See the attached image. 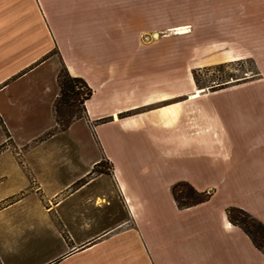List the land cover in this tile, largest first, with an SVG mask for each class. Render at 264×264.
<instances>
[{
  "label": "crops",
  "instance_id": "crops-1",
  "mask_svg": "<svg viewBox=\"0 0 264 264\" xmlns=\"http://www.w3.org/2000/svg\"><path fill=\"white\" fill-rule=\"evenodd\" d=\"M235 4L240 46L227 54L256 75L211 90L191 72L187 85L160 81V17L148 28L160 1L0 0V264H264L228 215L264 224V0ZM174 5L189 16L172 28L191 32L173 35L194 43L205 13L229 10ZM64 65L93 95L44 138ZM179 182L209 199L181 208Z\"/></svg>",
  "mask_w": 264,
  "mask_h": 264
},
{
  "label": "rangeland",
  "instance_id": "rangeland-1",
  "mask_svg": "<svg viewBox=\"0 0 264 264\" xmlns=\"http://www.w3.org/2000/svg\"><path fill=\"white\" fill-rule=\"evenodd\" d=\"M157 1H160V15L150 10L148 28L159 24L160 17V81L166 85L172 82L170 78L177 77L174 84L187 85L190 81L186 74L190 72L197 85L205 89H217L228 84L253 80L256 75L253 60L233 59L231 53L227 54L228 50L236 53L240 46L237 43L238 15L235 0H229L227 12L205 13L208 15V27L199 28L197 43L190 42L188 37L173 35L177 33L171 31L179 23L188 22L189 12L179 10L178 5H174L175 0H149L150 6ZM121 14L118 13L119 19ZM122 16L124 19L129 17ZM221 20L223 26L220 24ZM159 32L150 31L146 38L151 42L155 40L154 34Z\"/></svg>",
  "mask_w": 264,
  "mask_h": 264
},
{
  "label": "trees",
  "instance_id": "trees-1",
  "mask_svg": "<svg viewBox=\"0 0 264 264\" xmlns=\"http://www.w3.org/2000/svg\"><path fill=\"white\" fill-rule=\"evenodd\" d=\"M60 94L55 102L56 127L44 138H49L60 131H66L77 119L86 114V102L92 97L93 89L81 77L72 76L65 65L58 76ZM215 89V88H211ZM101 164L95 167V172L105 173ZM173 195L181 208L191 207L205 202L210 194L198 192L188 182H179L173 187ZM229 219L235 225L241 226L251 237L254 244L264 251V224L247 211L231 207L228 209Z\"/></svg>",
  "mask_w": 264,
  "mask_h": 264
},
{
  "label": "bare ground",
  "instance_id": "bare-ground-1",
  "mask_svg": "<svg viewBox=\"0 0 264 264\" xmlns=\"http://www.w3.org/2000/svg\"><path fill=\"white\" fill-rule=\"evenodd\" d=\"M171 31H174L177 34H186L191 32L189 27H178V28H173L171 29ZM163 98L162 99H167L166 95H162ZM153 100V99H152ZM154 101V100H153ZM156 101V100H155ZM169 111V110H168ZM176 111V110H175ZM165 112V111H164ZM166 115V114H165ZM166 122V121H165Z\"/></svg>",
  "mask_w": 264,
  "mask_h": 264
}]
</instances>
